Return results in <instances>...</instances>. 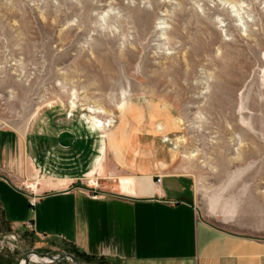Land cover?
Segmentation results:
<instances>
[{"label": "rangeland", "instance_id": "rangeland-1", "mask_svg": "<svg viewBox=\"0 0 264 264\" xmlns=\"http://www.w3.org/2000/svg\"><path fill=\"white\" fill-rule=\"evenodd\" d=\"M90 110L156 124L219 186L264 178V0H0V129ZM10 231L0 211V264L67 250Z\"/></svg>", "mask_w": 264, "mask_h": 264}, {"label": "crops", "instance_id": "crops-1", "mask_svg": "<svg viewBox=\"0 0 264 264\" xmlns=\"http://www.w3.org/2000/svg\"><path fill=\"white\" fill-rule=\"evenodd\" d=\"M139 123L99 128L46 115L0 129L10 233L117 264H264V178L250 171L219 186L156 124Z\"/></svg>", "mask_w": 264, "mask_h": 264}, {"label": "water", "instance_id": "water-1", "mask_svg": "<svg viewBox=\"0 0 264 264\" xmlns=\"http://www.w3.org/2000/svg\"><path fill=\"white\" fill-rule=\"evenodd\" d=\"M19 248H20V250L22 252L23 260L25 261L24 264H30V262L32 261V259H31L32 255H36V256H39L41 258H47V259L50 260L49 262H52V263H55V262L57 263V262L62 261V260L70 259L75 264H89V263H86V262L82 261L81 259H79L76 255H74L71 252H64V253H61V254H59L57 256H51L49 254L41 253V252H38V251L24 252V251H22L20 246H19Z\"/></svg>", "mask_w": 264, "mask_h": 264}, {"label": "built area", "instance_id": "built-area-1", "mask_svg": "<svg viewBox=\"0 0 264 264\" xmlns=\"http://www.w3.org/2000/svg\"><path fill=\"white\" fill-rule=\"evenodd\" d=\"M93 114L94 113H92V110H90L87 113H82L81 118L88 124H92V123L97 124L96 123L97 120L95 119L96 117ZM73 115H74L73 113H69L68 117H72ZM89 182L92 184L93 188H96L97 182L95 180L91 179ZM93 196L97 197L98 195L95 193ZM30 203H31V206H35L37 204V197L35 196V194L32 195L30 199Z\"/></svg>", "mask_w": 264, "mask_h": 264}, {"label": "trees", "instance_id": "trees-1", "mask_svg": "<svg viewBox=\"0 0 264 264\" xmlns=\"http://www.w3.org/2000/svg\"><path fill=\"white\" fill-rule=\"evenodd\" d=\"M70 252L73 253L74 255H76L82 261L89 263V264H94V263L109 264L110 263V261L108 259L90 257V256L86 255L85 253H83L77 249H74V248L70 249Z\"/></svg>", "mask_w": 264, "mask_h": 264}, {"label": "bare ground", "instance_id": "bare-ground-1", "mask_svg": "<svg viewBox=\"0 0 264 264\" xmlns=\"http://www.w3.org/2000/svg\"><path fill=\"white\" fill-rule=\"evenodd\" d=\"M100 111V110H99ZM98 122V124H94V123H92L93 125H98L97 127H103L104 125L105 126H107L108 125V122H102V121H100L98 118H95ZM104 124V125H103ZM31 259L32 260H35V261H40V262H49L50 260L49 259H47V258H41V257H39V256H36V255H32L31 256ZM25 263V261L24 260H22L21 261V264H24Z\"/></svg>", "mask_w": 264, "mask_h": 264}]
</instances>
